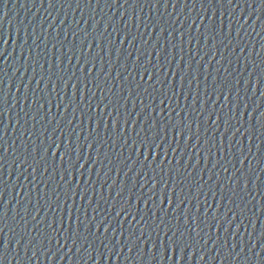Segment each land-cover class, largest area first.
<instances>
[{
  "label": "water",
  "instance_id": "water-1",
  "mask_svg": "<svg viewBox=\"0 0 264 264\" xmlns=\"http://www.w3.org/2000/svg\"><path fill=\"white\" fill-rule=\"evenodd\" d=\"M210 2L168 0L167 7H164V0H159L153 7L155 0H127L126 3L124 0H116L115 3L113 0H91L90 3L89 0H51L50 7L49 0H0V88L7 93L5 107L8 110L4 116H0L3 122L0 127L7 125L3 139L7 152L0 148V156H3L0 160V193L3 195L0 206L8 201L7 215L0 220L3 227L0 245L4 239L8 240L7 250L0 247L3 264H82L98 232H84L85 236L78 238L75 245L71 239L65 244L63 237H60L58 244L55 234L51 233L53 229L47 225L61 214L65 215L67 225L69 209L73 219L77 215L83 219L85 209L91 219V207L79 200V194L85 188L88 190L85 200L92 196L93 204L99 203L97 220L109 211L105 200L113 203L116 190L121 186L139 147L138 144L132 146V140L138 132L141 137L147 133L156 114L153 112L149 115L148 109L142 108L140 99L147 105L149 93H152L158 103L161 94L167 92L171 84L168 82H172L173 73L176 74L190 45L189 40L192 41ZM170 32L172 36L168 37ZM178 32H183V38L177 35ZM121 39H124L123 43H120ZM156 51L160 52L158 61ZM149 54L152 65H157V68L160 64L164 65L159 72L144 62ZM138 55L140 58L134 61ZM93 56L95 68L92 75L87 76L85 72L91 64H85V58L91 60ZM50 65L51 72L56 73L59 68V74L64 75L65 79L75 72L73 80L78 77L89 84V87L81 86L83 103H78L79 91L77 96L72 95L74 90L70 82L68 94L57 109L60 99L57 93L63 94V87L58 75L53 74L51 81L47 79ZM144 68L154 73L152 79L147 77V73L144 80L140 79L139 74ZM42 72L45 79L37 84ZM156 75L168 86L154 83ZM53 83L57 84L55 92ZM154 88L158 89L155 93ZM48 97L52 101L51 116L47 114ZM101 97L103 103L100 102ZM33 98L35 104L32 103ZM109 100L112 103L104 108ZM69 101L73 102L69 104ZM40 103H44L45 107L33 121L31 117ZM84 103L90 104L94 110L90 115L95 124L87 120L89 110ZM81 112H84L82 117ZM134 118L137 123L132 124L131 128L123 124L128 119L131 125ZM48 120L51 122L47 123ZM113 120L118 121L121 128L124 127V133L113 127ZM104 124L108 127L105 128ZM53 128H56L55 133ZM62 131L63 136L60 135ZM68 133H72V147H80V161L74 164L73 169L68 168L71 175L65 172L61 179V166L57 163L56 172L53 173L49 154L46 157L49 161L48 172L41 176L43 161L40 165L33 161L43 155V147L51 144L52 140L59 143L67 139ZM126 136L128 143L125 144ZM89 143L92 144L91 149L87 148ZM33 148L36 152L32 151ZM72 155L75 161V153ZM25 157L28 163L21 164ZM85 160L87 163H84ZM80 163H84V167L79 169ZM29 165L36 167L37 171L33 173ZM69 181L77 197L68 192L65 199L68 189L65 183ZM101 195L105 199H101ZM48 203L52 204L50 209H47ZM79 206L78 213L76 207ZM63 230L67 236V227ZM48 234L53 236L51 243Z\"/></svg>",
  "mask_w": 264,
  "mask_h": 264
},
{
  "label": "snow or ice",
  "instance_id": "snow-or-ice-1",
  "mask_svg": "<svg viewBox=\"0 0 264 264\" xmlns=\"http://www.w3.org/2000/svg\"><path fill=\"white\" fill-rule=\"evenodd\" d=\"M91 2V0H89V3ZM113 2L115 3L116 0H113ZM124 2L126 3L127 0H124ZM221 2H223V0H221ZM159 3V0H155V3L153 4V7H155V4ZM228 4L232 3V0H227ZM168 4V0H164V7H167ZM260 4L264 5V0H260ZM49 6L51 7V0H49ZM175 6V3L173 4V7ZM213 15H215V12H213ZM201 21H203V18H201ZM193 24H195V20H193ZM191 27V26H190ZM199 27V25L197 26V28ZM220 29L223 30V24L221 23L220 25ZM105 30H107V25H105ZM161 31H165L164 29H160ZM114 31H117L116 29H114ZM216 29L215 27H212L211 31L209 32V35H211L212 33H215ZM231 32L229 31V34ZM87 35V32H85V36ZM129 35V34H128ZM177 35L181 38H183V32H178ZM172 33L170 32L168 34V37H171ZM207 40V36L205 37ZM7 41H5L6 43ZM124 39H121L120 43H123ZM131 43V41H130ZM189 43H191V40H189ZM53 47H55V45H53ZM89 47H92L91 44H89ZM182 51V49H181ZM90 55V54H89ZM129 56L132 55V53H128ZM159 55L160 52L156 51L155 56L156 59L158 61L159 59ZM140 58V55L134 57V61L138 60ZM182 59V57H181ZM57 60L59 61L60 58L58 57ZM71 60V57H69V61ZM145 63H147L149 65V68H156L157 72H159V68H163L164 65L160 64L159 68H157V65H152V60H151V54H149L148 57L145 58ZM62 63V61H61ZM261 63H264V61H261ZM85 64L89 65L91 64V67H88L87 71L85 72L87 76H91L92 75V69L95 68V57H91V60H89L87 57L85 58ZM43 67V66H41ZM51 67L52 65L49 66V76L47 77V79L49 81L52 80V75L56 74L58 75V78L60 81H62V87H63V94L57 93L58 97L60 98L56 107L57 109H59L60 107V103H63V97L65 95L68 94L67 89L69 87V83L71 82V89L74 90L72 95L75 97L77 96V92H80V100L78 103H83L84 102V97L81 93V86H86L89 87V84H86L84 81L80 80V78H76L75 80H73V77L75 76V72L71 73L70 75L67 76V79H65L64 75H60L59 74V68H57V72L53 73L51 72ZM141 67H143V64H141ZM187 67H189V65H187ZM253 67L255 68V64L253 65ZM149 68H144L143 72L140 73V79L144 80V75L145 73H147V77L149 79L153 78L154 73L152 71L149 70ZM65 71V70H64ZM85 71V69H84ZM102 71V69H101ZM99 74V73H97ZM164 75H166V73H164ZM173 75H175V73H173ZM251 75V73H250ZM33 76H35V71L33 72ZM157 76V75H156ZM260 76H264V70H262ZM260 76H257V81H260ZM194 79L196 77H193ZM45 79V76L43 75V72L41 73L39 79L37 80V84H39L40 80ZM183 79V77L181 76V80ZM154 83H158L164 87H167L169 83H171V81L168 82L167 85H165L164 80H160L159 76H157V79L154 81ZM248 83V80H245V84ZM0 84H2V81H0ZM78 85H80V88L78 89ZM189 85H191V80H189ZM98 86V85H97ZM45 87H47V85H45ZM137 87H139V85H137ZM182 87V85H181ZM232 85L230 83L225 84L223 87L218 86V95H217V100L220 99V95L221 93H223L224 96V103L221 105L220 109H223L225 107H227V105L230 102L229 97L233 95L232 93ZM57 88V84L53 83V91L55 92ZM173 88V95H179L176 91H174V85H172ZM27 91V90H26ZM145 91H147V89H145ZM158 89H153V93L157 92ZM213 91H217V89H213ZM239 93V89L237 88V92L234 96L235 99V103L232 104V108L228 109V113H232L231 115H229L228 113H224L221 111L216 112L215 115H213V112H208L207 113V118H206V123L209 124V127L213 128V132H219L221 137L225 136V133H228L229 137H230V141H229V147H231V140L235 137L236 132H239L241 127H243V122L240 119L236 120V124L233 128V130L230 132L229 129L230 127H233L232 124L230 123V121H232L235 117V113H234V109L237 108L239 106V101H240V97L238 95ZM93 95H95L93 93ZM129 95H131V93H129ZM196 95L198 94H194V98H193V103L196 104ZM139 96V94H137V97ZM150 96V100L149 103L147 105L144 104L143 99H140V104L142 106V108H147L148 109V114L151 115V113L155 112L156 116H160V121H157L155 119V117H153L151 123L149 124V131L147 133H145V135L143 137L140 136V133H136L135 138L132 140V146H136L137 144L139 145V147L136 148V156L140 157L141 155L143 156V160L141 161L140 167L142 169L145 168L146 165L150 166L152 164H155V167H152V172L156 173V169L160 168V165L164 164L165 159L168 155V150L169 147H171V144H167V148L163 147V153H164V158H161L159 161L154 160V161H149L148 157H159L160 153H161V146L164 144V141L166 140V138L168 137V132L169 129L166 127L168 125L171 126V131H173L175 133L176 137H183L185 141H188L192 135V122L191 121H187V116H185L184 118H182L179 121V124H173L171 121V117L169 115V113H173L175 111V108L170 107V102L172 101V97L169 96L167 94V92H164L161 94V98L159 99V102L157 103V97L155 95H153L152 93H149ZM25 99H27V95H25ZM42 100H44V97H41ZM91 98H89L90 100ZM127 99V98H126ZM185 99H187V97H185ZM210 99V96H207V100ZM167 101V103H166ZM35 98H33V104H35ZM51 99L48 97L47 98V104L49 105V108L47 110V114L48 115H53L52 111H51ZM73 101H69V104H71ZM100 102L103 103V97L100 98ZM112 102L109 100L107 104H104V108H107L109 104H111ZM135 103V101H134ZM216 103V100L213 101V104ZM7 104V93L3 90V88H0V116H4L7 108L5 107V105ZM87 105V108L89 110V114L87 115V120L91 123V124H95L96 121H93L92 116L90 115V113L94 112L93 109H91L90 104L84 103ZM177 106L178 107H183L179 104V101L177 100ZM45 104L44 103H40L39 107L36 108V112L35 114H33V116L31 117V119L33 121L36 120L37 115L39 114L40 110L44 109ZM100 107V104H97V108ZM259 107V105H256L252 108L251 112L248 113V117L250 118V120H252V113L257 111V108ZM67 108V105L65 106V109ZM200 108L203 110V101H201L200 103ZM247 103H245L244 105V109L245 111H247ZM165 109H167V111H165ZM161 113H163V116H161ZM111 113H109L110 115ZM139 115V113H137ZM119 115V113H117V116ZM176 115H179V113H176ZM203 115V112H197V116H201ZM223 115L224 117V127L221 130L220 128V123H217V121L220 122L221 120V116ZM243 115V113H242ZM84 116V112H81V117ZM165 117H168L167 120H165ZM226 117V118H225ZM161 121H163V126L161 125ZM187 121V122H186ZM51 120H48L47 123H50ZM71 120L68 121L69 124H71ZM81 122H83V120L81 119ZM210 122V123H209ZM0 123H3L2 121H0ZM17 123H19V120H17ZM137 123L136 119L134 118L132 120L131 125L128 124V119L125 120L123 122L124 125H127V127L131 128L132 124ZM257 123H259L260 127L262 129H264V111H261L259 113V116L257 117ZM112 125L114 128H119L120 133H124V127L121 128L120 127V123L116 120L112 121ZM35 125H33L34 127ZM214 126V127H213ZM57 127H59V123H57ZM104 127L107 128L108 125L104 124ZM196 127L197 129L199 128V121L196 122ZM155 129V131H154ZM158 129V130H157ZM7 131V125L3 124V127H0V148L3 149V151L6 153L7 152V148L4 147L3 144V139H4V135L6 134ZM142 131L144 132L145 130L142 129ZM207 131V129H206ZM56 132V128H53V133ZM245 132H249V129H245L244 133H241V135L243 136L245 134ZM161 133H163L161 135ZM29 135L31 136L32 133H29ZM61 136L64 135V132L62 131ZM68 138L62 140L61 142L57 143L55 140H52L51 144H48L47 147H43V155L40 156V158L38 160H34L33 162L36 165H40L41 161H43V171L40 173L41 176H43L45 173L48 172V167H49V161L46 159V157L51 156L52 158V168H53V173L56 172V164L59 163V165L61 166V171L63 174H61V179L64 178V173L66 172L69 175H71V173L68 171V168L71 167V169L74 168V164L76 162L80 161V147L79 145L74 149L72 147V140H71V136L72 133H68ZM88 135H91V133H89ZM264 136H260L258 137V139H264L261 138ZM49 140H51V136L48 137ZM85 139H87V137H85ZM196 140L199 141V135H196ZM213 143L211 144V147H216V143H215V137H212ZM248 140L251 144V140H252V135H248ZM124 143H128V138L127 136L124 139ZM223 143V140H221V144ZM187 146V144H186ZM25 148L27 147L26 145L24 146ZM92 144L89 143L87 145L88 149H91ZM193 147H196V145L194 144ZM179 148V144L176 145V147L172 148V152L175 153L177 151V149ZM58 149V151H57ZM157 149L159 150V153L157 152ZM33 152H36V149L33 148L32 150ZM249 152H251V147H249ZM73 153H75V161L73 160ZM241 157H243L244 159H240L239 163L241 165H244V161L245 159H247V154L244 153L243 151H241L240 153ZM97 156H99V152H97ZM19 159V156L17 157ZM3 159V156H0V160ZM67 160V165L65 167V161ZM146 162V163H145ZM28 163L27 157H25L23 160H21V164H26ZM84 163H87V160L84 161ZM84 163H80L79 164V169L84 167ZM133 163H135V161H133ZM169 164H171L172 162L169 160L168 161ZM226 163H230V161H226ZM177 164H179V160H177ZM2 167V166H0ZM29 167H32V165H29ZM213 167H215V165H213ZM232 167L235 168V164H232ZM248 169L250 170V173L253 172V168L251 166V163H249L248 165ZM130 170V169H129ZM161 171H163V169H160ZM177 172L179 171V168L177 167ZM37 171L36 167H32V172L35 173ZM224 171L227 172L228 169L225 167ZM241 171L240 169H236V172ZM81 175H83V173H81ZM136 175H140L139 172H137ZM255 175L257 176V178H259V173H255ZM233 176H235V179L233 180ZM145 177H147V179H145ZM250 175L249 176H245V173L243 171H241L240 176H237L235 173H231L229 176V181H230V187L228 188V192L231 193V195L229 196V203H231L232 200V196L237 194V190H239L240 193H244L245 195L249 196V201L248 203L252 200L255 199V195L257 192L260 193L261 196H264V188L260 187V188H256L255 186L253 187H249L250 183L254 184V182L251 180L250 181ZM35 179V176L33 177ZM51 178V177H49ZM174 179V178H173ZM209 179H211V177H209ZM142 180H144V183L140 185L141 188H145V186H147L146 188V192L147 193H151V195H146L145 192H139V194H135L136 199L140 200L143 202V204L145 205H149V201L153 200L154 196L156 195V193L154 192L155 189H157V186H159V192L162 195V199L160 197H158L159 199V204H156L155 202H153V204L151 205L152 210L155 208H160V205H164L165 203V199L167 200V206L163 209V211L160 213V217L157 216L156 212L152 211L151 214L148 213V215H150V219L151 222L153 224H155V221L157 219H159V224H155V228L158 230L160 228L161 224H164V219L161 218L164 215H167L166 210L170 207L173 206V195H175L174 193H171V187L168 186V182L167 180H165V177L163 175H160L159 178H157V176L151 175L149 177L148 172L144 171V176L142 177ZM149 180H151V183L149 184ZM69 182H66L65 184L68 185V189L67 191H65V199L68 198V192H71L73 196L77 197V193L74 190V187L71 185ZM45 185H46V181H45ZM102 185H101V189H102ZM109 188H111V185H109ZM203 188V183H200L198 185L197 188V196H199L200 194V189ZM220 188L223 189V185H220ZM87 188L83 189L80 194H79V200L84 201V205H88L89 207H91V211L93 213L91 219H89L88 215H87V209H85L84 211V218L81 219L80 215H77L75 217V219L72 218V212L71 209L68 210L67 212V225H66V217L65 215L61 214L58 219H53L50 223H48L47 227L48 228H52L53 231L51 233L55 234V238H56V242L59 244L60 243V237H63L65 244L68 243L69 239L72 240L73 245H75L76 240L78 238H80L81 236H85L84 232H89L91 231L93 234L95 232H98L101 228V225L104 226V232L107 233L109 231V228H112V221L115 219L116 220V227L112 229V233L113 235H116V229L119 228L121 229L120 235L123 236L124 235V231H125V217H131V219H127L128 221V225L130 226L126 231H127V237L128 239L131 241L133 236L135 235V229L137 228V226L139 227V229L141 230V236H143V233L145 230L149 229V222L145 221V218L143 216L140 217L139 220L136 219V217L134 215H132V196L133 193L131 195H129L127 198H123L124 202L128 204V207H121L118 211H115V216H112L110 212H105L104 215H102L100 217L99 220L96 219V213H97V209L99 208V203L97 202L96 204H93V198L92 196H89L87 200H85V194L87 193ZM124 192V187H119L116 190V196H121V194ZM215 196V194H213ZM3 199V195L2 193H0V200ZM101 199H105L104 196L101 195ZM176 199H179V197L177 196ZM188 199H191V197H188ZM220 199L223 200L224 199V195L222 194L220 196ZM115 200V199H113ZM184 200L183 199H179V203H177L175 205V210L176 208L180 207V204H183ZM73 203L75 204V201H73ZM105 203L108 205L109 208H113L114 205L110 204L107 200H105ZM7 204L8 201H5L4 205L0 206V220H3V217L7 215ZM59 202L57 201V207H59ZM52 207L51 203L47 204V209H50ZM237 208H239L240 214H241V222H243L244 219V212L246 211V206L245 208H240L239 205H237ZM149 209V207H148ZM77 212L79 213L80 211V206L76 207ZM174 210V212H175ZM25 211H27V209H25ZM37 211H39V209H37ZM184 224L187 226L184 230V233L181 234V236L177 239L176 238V233L180 232V228L178 226H174L171 224H167L164 226V234L167 236V245L166 247L175 255L177 249H179V257L178 259H183V254L185 252V249L188 248L190 245L189 243L185 242L184 239V235L187 234L189 239L192 238L193 234L196 237L200 236V232H201V221L198 223V216L197 215H191V217L189 216V209L188 207H185L184 209ZM203 215L205 216V219H207L208 213H207V209H205V213H203ZM175 220L178 222L179 221V216L175 215ZM33 219H35V216H33ZM236 219V213L233 214L232 216V220ZM133 221H135V223H133ZM94 222V223H93ZM39 223V221H38ZM205 223V221H204ZM229 223L231 224V221H229ZM55 225V227L53 228V226ZM81 225H83V232L81 231ZM209 230H211L212 226L211 224H206L205 225ZM253 228H255V225H252ZM65 227H67L68 229V235L65 236V232L63 229H65ZM172 227L174 228V230L172 231V235L168 236L167 233L169 231V228ZM240 224L238 223L236 225L237 231L239 230ZM217 230L219 229V223H217L216 226ZM197 229H199V231H197ZM0 233H3V227L0 226ZM57 233H59V236H57ZM151 235V231L149 230V236ZM206 236L210 239V232L206 233ZM260 237H264V228H262L261 232H260ZM48 239H49V243H51V240L53 239V236L51 234H48ZM137 239H139V237H137ZM204 243H207V239L204 240ZM227 243V241H225V244ZM161 246L164 247L165 246V242L161 241ZM0 247H2L4 250H7L8 248V240L4 239L3 244L0 245ZM152 247H155V244L152 245ZM233 247H235V245H233ZM262 250H264V245L261 246ZM71 250V249H69ZM77 251H79V249H77ZM129 251H131V248H129ZM33 255H35V253H33ZM192 253H189V256H191ZM201 259H203V257H201ZM0 264H3V260L2 258H0Z\"/></svg>",
  "mask_w": 264,
  "mask_h": 264
}]
</instances>
